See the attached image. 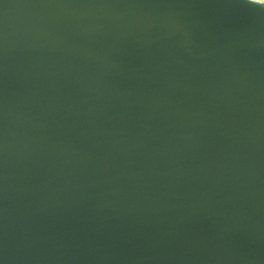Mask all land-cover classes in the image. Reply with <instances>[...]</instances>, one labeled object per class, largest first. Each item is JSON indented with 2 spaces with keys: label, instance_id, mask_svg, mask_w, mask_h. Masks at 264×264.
<instances>
[{
  "label": "water",
  "instance_id": "1",
  "mask_svg": "<svg viewBox=\"0 0 264 264\" xmlns=\"http://www.w3.org/2000/svg\"><path fill=\"white\" fill-rule=\"evenodd\" d=\"M4 257L264 264V0H0Z\"/></svg>",
  "mask_w": 264,
  "mask_h": 264
},
{
  "label": "clouds",
  "instance_id": "2",
  "mask_svg": "<svg viewBox=\"0 0 264 264\" xmlns=\"http://www.w3.org/2000/svg\"><path fill=\"white\" fill-rule=\"evenodd\" d=\"M77 7H85V8H114V7H122V8H149V7H165L172 8L178 7V5H140V4H125V5H113V4H87V5H78ZM7 132V130H5ZM7 257L0 258V264H6Z\"/></svg>",
  "mask_w": 264,
  "mask_h": 264
}]
</instances>
